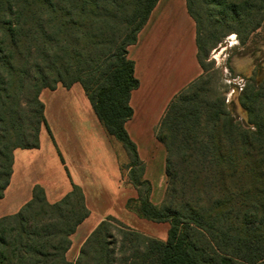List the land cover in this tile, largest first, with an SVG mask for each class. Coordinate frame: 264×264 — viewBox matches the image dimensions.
Segmentation results:
<instances>
[{
    "label": "trees",
    "instance_id": "trees-1",
    "mask_svg": "<svg viewBox=\"0 0 264 264\" xmlns=\"http://www.w3.org/2000/svg\"><path fill=\"white\" fill-rule=\"evenodd\" d=\"M159 1L0 0V198L14 151L40 145L42 90L78 83L137 192L127 209L169 224L161 241L108 216L70 262L71 237L90 214L84 193L73 185L51 204L36 186L18 213L0 218V264H264V0H186L203 74L175 95L155 129L166 150V190L155 205L126 123L140 86L128 48ZM231 34L251 73L228 105L206 82L204 57Z\"/></svg>",
    "mask_w": 264,
    "mask_h": 264
},
{
    "label": "crops",
    "instance_id": "crops-1",
    "mask_svg": "<svg viewBox=\"0 0 264 264\" xmlns=\"http://www.w3.org/2000/svg\"><path fill=\"white\" fill-rule=\"evenodd\" d=\"M128 58L134 62L140 86L130 98L134 114L126 130L146 165L145 178L152 183L150 200L160 205L166 190V150L156 139L155 129L175 95L203 74L196 25L186 0L158 2L137 43L128 48ZM39 98L47 127L41 129L38 148L14 151L10 183L0 198V218L18 213L32 200L36 186L53 204L77 185L90 214L71 237L68 261H75L87 237L108 216L166 241L169 224L142 219L127 209L137 192L122 178L117 150L82 86L43 89ZM164 176L163 190L158 191L155 182L161 183Z\"/></svg>",
    "mask_w": 264,
    "mask_h": 264
},
{
    "label": "rangeland",
    "instance_id": "rangeland-1",
    "mask_svg": "<svg viewBox=\"0 0 264 264\" xmlns=\"http://www.w3.org/2000/svg\"><path fill=\"white\" fill-rule=\"evenodd\" d=\"M211 45H209L208 53L204 57L208 69L206 82L213 88L216 95H222L225 98V103L230 105L234 95L241 92L246 85L251 73V64L241 52L235 34H231L221 42ZM239 113H241V110H239ZM236 117L237 120L241 121V117ZM121 160L122 164L125 165L126 157L122 151ZM163 179L165 181V176L162 177L161 183L159 179V182L157 180L155 182L158 191L163 190Z\"/></svg>",
    "mask_w": 264,
    "mask_h": 264
}]
</instances>
